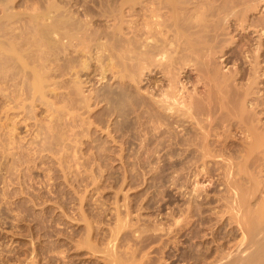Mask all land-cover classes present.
Listing matches in <instances>:
<instances>
[{"label": "bare ground", "instance_id": "1", "mask_svg": "<svg viewBox=\"0 0 264 264\" xmlns=\"http://www.w3.org/2000/svg\"><path fill=\"white\" fill-rule=\"evenodd\" d=\"M13 1L0 0V117L2 118L3 116L4 118L2 120H4L5 122L7 121L9 123L11 122V126L19 125L20 122H25L26 120L31 121L30 119L33 118L31 117V114L35 109L34 108L35 103L40 102L42 100L43 96L46 93L45 92L46 89L48 90L50 86L58 85L60 79L59 80L57 79L58 81L55 79L58 76L63 77V75H68L69 77L67 78L68 79L70 78V81H67L68 86L66 84V79L65 81H62L64 77L61 80L65 84V86H67L66 88L69 89L67 90L66 88H64L67 90L66 93L68 94V96L67 98H65L67 100L65 101L66 103L63 104L64 106H60L58 109L55 108L54 111L57 114L61 113L60 115H64L65 113L66 116V113L69 114L68 111H70V108L75 109L76 107L75 105L78 100H76V103H74L75 104L74 107L72 106L73 105L72 102L76 98L78 99V97L80 99L82 98L80 97V95H82L81 90L85 81L83 82L81 80L79 81L80 76H82L80 74L85 71L83 75L88 76L90 74H93L98 76V80L103 84L104 91L99 93V91H97L96 89L95 90L92 89L93 91H91V93L89 92L90 94L87 97H84L86 98L84 100L87 101L85 102L87 104L88 102L90 103V101H92V103L95 104L97 103L99 104L100 102H102L105 110L104 116L108 119L113 117L114 123L112 126H115L113 127L114 129L111 130L110 129L111 126L108 124L107 127L105 126L107 131L106 135L109 137L108 139H110L111 137L115 143L119 141L121 142L120 144H127L126 146L133 145L135 141L136 143L134 147H136L137 149L136 150L134 149L133 152L136 153V157H138V159H140L141 156H142V160L144 161H145V159H143L144 157L146 158V161H148V159L150 160L161 159V162L163 161L165 163L164 166H166V170L168 168H172V169L174 168V170L172 171H175V174L176 172L177 173L179 172L178 175L180 176H177L178 178L174 177L175 178L174 182L172 181L170 182V184L171 183L172 185L175 184V186L181 185V188H185L186 190L188 189L189 192L187 194L189 196L187 197H191L190 199H187V197H185L187 200H189V202L186 207H183V209L174 210V208L176 207L173 208L169 205L170 211L168 210L169 212L165 213L166 217H164L165 216L163 215L164 213L162 214L163 209H165L162 206L156 205L157 206L156 207L155 205H150V204L149 206L147 205L148 206L147 210L149 209L148 210L149 213L155 214L156 216L155 218L159 216L160 217L156 221L147 220L149 218L148 217L146 219L147 222L145 224H144V220H142V223L140 222V220H138V222H140L139 224L142 226L140 227L139 224H137L138 226L136 225L137 227L136 228L134 227V229H132L133 231L131 230V228L133 227L129 226V223L131 221L128 223V225H125V222L122 220L123 224L120 223L121 225L116 227L117 228L116 230L114 229L116 232L111 231L113 232V234L112 233L109 234L110 235L109 237L111 238L112 241V246L111 244H109L110 247L113 250H115L114 248L118 246V245L116 246L115 244H119L120 242H123V238H124V240L127 239L128 242L132 243L130 246H132L133 248L131 249L133 253L136 252L137 249L140 250L142 249L141 251L152 250L153 252L154 251L158 252L164 249L163 247L167 246L168 244L170 246V243L175 238L187 237L186 240L192 239V241L193 239H195L196 241V239L202 238L203 234L201 232L202 231L201 227H203L204 224L207 225L209 224L210 216L207 217L206 213L204 215V212H208V211H206L207 208H204L203 206H205L204 203H207V200L209 198L207 199L208 197L207 194L206 195L205 194L201 195L202 193L200 194V191L201 190L203 191V189L199 191L200 189L199 187H201V184H203L202 183L203 180L201 182L199 180L204 175L208 176V174L211 175L217 171L218 173H221V176L223 175L224 177H226V179L224 177H223L224 179H222V180H226L222 183L224 186L223 191H225V193L230 192L231 190L230 191L228 190L234 188L232 191H235L237 193V191H239L235 187L237 185H235L234 182L232 181V179L236 177L233 178L232 174H235L236 172L237 173L244 172L245 171L244 168L247 165L246 163H248L250 160L252 161V159H253L252 161L253 164L254 161L256 162V160H258L257 162L258 163L260 162V164L262 163V160H264V121H262V119H264V93H260L259 91H256L257 89L256 87L258 85L257 82L258 79L261 80L259 82L264 83V65H261V63H264V21H261L259 23L261 25H257L255 23L256 20L254 19V14H256L254 12L259 11L260 8L264 6V0H106V1L104 0L75 1L74 0L73 4L70 6L71 7L78 6L80 8V11H78V13L81 14V16L82 15L90 16L91 14L93 16L97 13L98 15H100V17L102 16L110 19L111 23L105 24V26L103 24L102 29L100 28L101 26L99 25L98 31L91 29L92 27L90 28L91 24L89 22H91V20L87 21L83 19L80 20L77 17L74 18L75 13L71 11L72 9L71 7H69V9L71 8L69 10L68 7H65L64 5L58 6L55 5L54 2L50 3L49 1L50 4L49 3H47L48 5L45 4L46 5V6L44 5L45 8L43 6H42L43 8L40 7L41 5L39 6L40 9L38 10L41 11L39 12L36 7L39 5V2L37 1L34 2V0H26L21 5L24 8H27L26 11H28V9L29 10L31 9L32 13L28 14L29 13L28 12L26 16L24 15V17H22L23 15H19V13L14 12L15 8L13 12L11 11ZM27 2L28 4H26ZM33 3L34 5L35 3H37L38 5L33 6ZM43 9H45V11ZM34 10L38 12H35ZM22 11L23 10H21V12ZM33 11L35 13H33ZM25 17L27 20L23 21L22 18L24 19ZM262 18L260 19L264 20ZM19 21L23 22V23L21 22L23 24L21 29L20 27L18 28V25H16ZM9 24L10 26H12L11 29L10 26L8 27ZM257 27H259L258 30ZM15 28L21 30V32L23 31V28L25 29L27 28V31L25 29L23 31L25 36L23 34L21 36V38L23 39L20 38L22 42H18L15 40L19 36L17 34L18 31L15 30ZM14 30L16 31V34ZM237 30L242 31L243 35L240 37V40L237 41L238 45H236L237 46L236 50H234L233 53L231 52L230 54L228 53L226 54V52H228L232 47L229 45L234 43L231 42L233 39L232 37L233 35L231 34L233 33V31H237ZM255 31L259 33V36L257 35V37L259 38V42L256 48L253 49L251 48L252 38L250 39L248 35L251 32H255ZM243 37L247 38V40H244ZM63 40L66 41L63 42ZM68 49H70L71 52ZM243 56L245 58L246 57L249 58V61L245 59ZM217 57H221L220 58L221 62L219 61L221 64L216 62ZM57 62H61V63H57ZM244 62L248 63L249 69H245V67L242 66L244 65ZM230 63L235 65V68L234 69L232 68L231 69L232 71H230L229 69V72L228 71L223 72L222 68L223 69L227 68L226 66ZM218 64L220 65L225 64V66L218 67ZM80 66L82 68L78 69V67ZM74 80L77 83L75 82L73 84L72 82H74ZM241 80L244 81V84L241 83ZM61 81L60 83H62ZM61 85L62 84H60L59 86ZM262 88H264V86H262ZM61 89L63 90L62 87ZM51 91L52 90H50V92ZM54 93H55V97L58 96L56 92H53V94ZM258 93H260V95L257 96ZM63 100L64 99L62 98V101ZM42 101H44V99ZM73 115L76 116L77 114H73ZM73 115L70 114V118L73 117L76 118ZM14 118H17L18 120L17 119L14 120ZM108 119L105 120V122L108 121ZM72 120L74 121V119ZM111 121L112 120L110 119L109 122ZM72 124L71 125L68 124V126L75 127V124L77 123L75 122L73 125ZM89 124L92 125L93 122L92 124L91 123ZM63 126L68 127L66 125ZM109 126L110 128L108 129ZM0 131L3 132L4 136L6 135L9 136V133H11L9 131L6 130L3 131L1 129ZM112 131L114 132L113 135L109 136L108 134H110ZM237 131L239 132V134L242 135V137L236 140L234 139V136L236 135L235 133ZM74 132H76V130ZM74 134L75 133H70V135H73L70 137H76L74 136ZM63 135L64 134H62L61 137H66ZM1 136L2 134H0V137ZM115 138H117L118 140L116 141ZM53 139L54 138H52V140ZM70 139L72 140V138ZM59 140L62 141V139ZM64 140L66 141L65 138ZM3 142L0 139L1 147L5 145ZM45 143H46V139H45ZM45 143H43V145ZM235 143L239 144L240 147L242 148V150L240 149H239L240 151L238 150L237 156L235 155L237 150L234 153V149H231L232 147L230 146ZM51 144L52 143H50L49 146ZM54 144L56 146V143ZM44 148L42 149L44 150ZM48 148L46 147L45 149L48 150ZM66 148L68 149V147ZM119 148H123V147L120 145ZM107 151L108 150H106L105 152ZM240 152L242 153L244 152V155L242 154L244 157L240 156L241 155ZM239 153L240 155H238ZM12 154L14 153L12 152ZM120 154L118 158L120 157L119 159H122L123 155ZM134 156L135 154L133 153V157ZM238 156L243 158L241 159L239 157L241 160L244 161L243 163L241 162L243 170L241 167L240 169H238L239 171L231 173L230 171H232L235 168L233 167L235 164L233 163L234 161L233 159H235V157L238 159ZM224 161L227 163L224 164L225 163ZM150 163L151 162H149L148 164ZM251 165L252 164H250V166ZM157 166L158 167L156 170L154 169L152 170L153 171L152 174L160 175L163 172L162 171L163 167L161 166L162 167L161 169L159 165ZM254 166L255 167L257 166L258 168L259 165L256 164L253 165V167ZM247 169L249 170V168ZM258 170L259 171L258 173L256 171V174H264V170L261 169ZM245 172L244 174H246ZM230 173L232 175L231 177L228 176ZM253 173H254L253 171L250 172V175ZM184 175L186 176L185 178ZM187 175L189 177H187ZM247 175H249L248 171L246 176ZM126 176L128 175H125V177ZM252 177L253 175L250 178L252 180L254 179V181H251L250 184H252L253 186H251L250 184L249 185L250 187H253L252 189L253 191L254 189L256 191L260 189L259 188L260 185L264 187V185L260 184V182L258 183V180L255 179L257 176L255 178ZM189 178H191V180H188ZM202 179H204V177ZM262 179H264V177H262ZM250 180H247V182L248 181L250 182ZM188 181H191V184L188 185ZM153 185L155 184H152V186ZM210 185L211 182L209 186ZM209 186H207V188ZM250 187L247 188V190L250 189ZM218 189H221V187H219ZM262 190H264V188H262ZM241 191L242 189H240L239 192ZM183 192L184 191L182 190L181 192L182 196L184 194ZM251 192L252 191H250V193ZM222 193H221L222 197L223 195L230 196V198L232 196ZM253 193L255 195V191ZM181 194L179 196H181ZM187 194L185 193V196ZM241 194L243 195V197H245L244 195L246 194V192L245 193L241 192ZM238 196L239 194L237 195V197ZM233 197L234 196H232V198ZM247 198L249 197L247 196L246 199ZM81 199L83 198L81 197ZM171 199L173 198L171 197ZM220 199H218L217 202H219ZM226 199H229V197ZM237 199H238L237 200L238 203L241 205L242 202H240L241 200L239 199V197ZM205 200L206 202H204ZM222 200H225V197ZM221 201L219 203H222ZM228 201L230 203V199ZM228 201L227 204L226 202L224 203V201H223L224 204L223 203L222 204L224 206L228 205ZM261 204L259 205L260 207ZM237 205L233 204V206L237 207L235 208V210L237 209L238 211L239 209H241L239 207L242 206L239 205L237 206ZM228 206H230V204ZM231 206L227 208V210L230 209ZM245 207H246L244 208L246 209L245 211L251 212V210L250 211L247 210V205ZM129 208L130 207L127 208L126 206L123 212L124 217L129 216L130 214V212L128 211ZM138 208L136 209L137 211H139ZM130 209L132 210V208ZM232 209H230L231 211L230 216H232L231 214H234L232 212ZM142 210H140V212H142ZM218 210L220 211V209ZM255 211H252L253 216L250 215L252 212L249 215L247 213V216H251L249 218L244 216L246 215V212L244 213L243 211L244 215H242L243 213L241 212V215L246 218V220L242 223L244 224V226L248 227V228L245 227V229L247 228L246 230L249 232V234L247 233L248 237L251 235V239H252L254 235L257 236V239H254L255 238L254 237L252 240V242L254 241V246L251 244L254 247V248L252 247L254 251L249 253V249L247 246L246 247L248 250L247 249L246 250L248 252H246L245 250L246 247L245 248L242 247L244 249L243 254L245 252L247 253V255L245 256V254L241 255L242 251L240 249H238L240 252H238L237 249L236 250L234 249L238 253L234 254L235 251L234 253L233 251L230 252L236 255L235 257L234 255L233 257H231L230 255H227V253L229 252L223 251L226 253V256L224 255V258H220V260L223 261L225 258L227 259H225L224 260L225 262H223L222 264H264V237H261V235H259L260 233L264 235V222H260L259 221L260 216L258 217V215L260 214L262 215V212L259 211V213L257 212V214H254ZM234 212L237 213L236 211ZM227 213L226 214L229 216V212ZM239 213H237V215ZM224 214L222 215L224 216ZM135 215L137 216L139 214H135ZM237 217L236 218L231 217L230 220L236 219L237 223H241L238 222L239 217L238 219ZM117 218H119V216ZM261 218L260 220L262 221V219L264 218L262 219ZM162 219H164L165 222H162ZM225 219H226L225 221H229L231 223L230 220H227L229 218H225ZM119 220L121 219H118V221ZM118 221L117 224H119ZM229 222L226 223L228 224ZM242 223L241 225L239 224L240 228L243 225ZM126 229H130V231H126ZM122 230L124 232L126 231V233L128 232V235L125 234V236L124 237L122 236V239L119 240V243L114 242L115 244H113V239L116 238V241L118 239V236H116V234L120 235L121 234L120 231L122 232ZM203 230H205V226ZM117 231L119 232L117 233ZM131 231L132 233L134 232L132 235L134 239L132 240L127 238L129 237ZM254 232H256V234L252 236ZM257 233L261 238L258 237ZM200 234H202V236ZM88 237H89V233H88ZM205 237L207 236L205 235ZM127 240H125L124 242H127ZM247 240L248 238L245 241L248 242L249 240L248 241ZM175 242L177 243V241ZM125 244L129 246V243L128 244L125 243ZM84 245L86 246V244ZM120 245L122 246L123 244L120 243ZM176 245L174 244V246ZM128 246L126 249L129 248ZM108 249L109 248H107L106 251L104 252L105 256L103 255L104 259L106 260L105 264H119L121 261L119 262L118 261L119 259H116L113 256L115 255L114 252L111 249L109 250ZM124 250L122 248V251ZM129 250H127V252ZM221 251L220 252L216 251L217 253L219 252L218 256L219 255L221 256L220 254ZM124 252H126V250ZM123 254L126 255L127 253H122V255ZM143 254L145 255V253ZM239 255L244 257L243 258L241 256L239 257ZM60 256L61 257L56 256L59 257L56 258L54 257V255L51 256L46 255V258L48 260L46 258L45 260H47L48 263L50 262V264L52 261L54 262L57 261V263L55 262V264L58 263L62 264L63 261L67 260L65 259L67 257L66 255L64 256L60 255ZM147 256L149 255L147 254ZM147 256H144V259ZM139 258H138L139 263L141 264H154V262L147 263L145 260H147L148 258H146L143 261V259H141V255ZM149 258L151 257L149 256ZM104 259L103 261H105ZM129 259L131 260V258ZM148 260L150 261V259ZM47 261L45 262L46 264H48ZM151 261L154 260L152 259ZM203 261L207 262L206 260ZM203 261L202 263H204ZM67 263L68 262H66V264ZM136 263H138V261ZM213 263H216V261Z\"/></svg>", "mask_w": 264, "mask_h": 264}, {"label": "rangeland", "instance_id": "2", "mask_svg": "<svg viewBox=\"0 0 264 264\" xmlns=\"http://www.w3.org/2000/svg\"><path fill=\"white\" fill-rule=\"evenodd\" d=\"M24 1H26V0H14L13 4H12V8H11L12 10L11 11L13 12V10L15 8L14 12L19 13V15H23L22 17H24V15L26 16L28 12H29L28 14L32 13L31 9H30L31 12L29 9H28V11H26L27 8H24L21 5ZM36 1L39 2V5L37 3H35V5H34V3H33V6L38 5V6H36L37 10H38L42 6L45 8V6H46L45 4L49 3V1H50V3L54 2V4L58 5V6L64 5L65 7H68V9H69V7H71L70 5L73 4L74 0H67V1L66 0H55V1L54 0H34V2H36ZM75 1H77V0H75ZM78 1H80V0H78ZM96 1H98V0H96ZM101 1H103V0H101ZM104 1H106V0H104ZM69 2H71V3H69ZM26 4H28V2ZM71 8H70L71 11H73V13H75L74 18L77 17L80 20L83 19V20H87V21L91 20L92 23L89 22L91 24V25L89 24L90 28L92 27L91 29H94L96 31H98L99 25L101 26L100 28L102 29L103 24L105 26V24L111 23L109 18L102 17V16L100 17V15H98L97 13L96 14L93 13L96 15V16L93 15L94 17L92 16V14L90 16L89 15H87V16L82 15L81 16V14L78 13V11H80V8L78 6H76V7L73 6ZM21 10H23V11L21 12ZM43 10L45 11V9H43ZM34 11H33V13L38 12L39 10L35 11V12ZM25 12H26V14H25ZM39 12H41V11H39ZM22 13H24V14H22ZM254 13H256V14H254V19L256 20L255 23L257 25H261L259 23L261 21H264V20L260 19V18L264 17V6H262L259 11H256ZM262 19H264V18H262ZM22 20L26 21L27 19L25 17L24 19L22 18ZM257 21H259V22H257ZM21 22L22 21L18 22L21 25L18 23L16 24V25H18V28L20 27V29L23 25L22 24L23 22L22 23ZM99 22H100V24H99ZM9 26H10V24L8 25V27ZM11 27L12 26H10V29H11ZM23 27H25V26H23ZM24 29L25 28H23V31H24ZM258 29H259V27H257V30ZM15 30L18 31L17 34L19 35L17 37V39H15V40L18 42H22L21 39H23V38H21V36H22V34L24 35V32L22 31L23 32L22 33L21 30H19L17 28H15ZM25 30L27 31V28ZM255 32H251L253 35L251 33L248 35V37H250V39L252 38L251 48H253V49L256 48V46L259 42V38L257 37V35L259 36V33L258 32L255 33ZM242 33L243 32L240 30L239 31L238 30L233 31V33L231 34V35H233L232 36L233 39L231 42H234V43L229 45L232 47L230 48V50L228 52H226V54L227 53L230 54L231 52L233 53L234 50H236V48H237L236 45H238L237 41L240 40V37L243 35ZM15 34H16V31H15ZM27 36H28V34H27ZM18 39H20V40H18ZM243 39L247 40V38H244V37H243ZM65 41L66 40H63V42H65ZM68 50L71 52L70 49H68ZM245 56H246V54H245ZM220 58L221 57H217V59H216L217 63L221 62ZM245 59H247L249 61V58L246 57ZM245 62H244V65H242V66L245 67V69H249L248 63H245ZM57 63H61V62H57ZM220 64H218V67L219 66H222V67L225 66V64L224 65L223 64L220 65ZM231 64L232 63L228 64L226 66L227 68H224V69L222 68V71L223 72L224 71L229 72V69H230V71H232L231 69L232 68L234 69L235 65H233V64L231 65ZM261 65H264V63H261ZM79 68L81 69L82 67L80 66V67H78V69ZM83 73L80 74L82 76H80V79H79V81L80 80L82 82L85 81L83 86H82V90H81L82 95H80V97H82V98L80 99L78 97V99L77 98L76 99L74 98L75 100L73 99L75 101V102L74 101L72 102L73 107L75 105L74 103H76V100H78L76 105H75L76 110L74 108L73 109L70 108V111H68L69 114L66 113V116H65V113H64V115H60L61 113L57 114V113H55L54 110H55V108L58 109L60 106H64L63 104L66 103L65 101L67 99H65V98H67V96H68L66 91L69 90L66 88L68 86L67 81H70V78L69 79L67 78V77H69L68 75H63L64 78L62 76H58L55 79V80L60 79V81L62 80V78H63L62 81H65V79H66L67 86H65V84L62 81H61L62 83H60V81H59L58 85H53V86H50V88H48V90L46 89L48 92L45 90V92L47 94L45 93V95L42 98V100L44 99V101L41 100L42 102L40 101V102L35 103V106H34L35 109L33 110V113L31 114V117H33L34 119L33 118L30 119L31 121L26 120L25 121L26 123L20 122L19 125H15V126L12 125L11 126V122L9 123L7 121L5 122L4 120H2L4 118L1 114L2 118L0 117V123H1L0 125H2V126H0V129L3 131H5V130L9 131L11 133L8 132L9 136L8 135L4 136L3 132L0 131V134H2L0 139L2 140V142L5 141V142H3L5 145H3V147L0 146L1 147L0 148V261H1L0 264H14V263L15 264H46L45 262L48 260L46 258V255H49V256L54 255V257H56V256L61 257L60 255H62V256L66 255L67 258H65V259H67V260L63 261L62 264H64V263L66 264V262H68L67 264H69V261H70V264H72V262H73V264H105L106 260L104 259L103 255L105 256L104 252L106 251L107 248L111 249L114 252L115 255H113V256L116 259H119L118 261L119 262L121 261L120 262L121 264H123V263L124 264H128V263H130V264H134V263L135 264H141V263H139L140 255H141V259H143V261L146 258H148V259H150V261L148 259L145 261L147 263L154 262V264H160V263L161 264H178V263L179 264H195V263L196 264L197 263L198 264H217V263L222 264L223 262H225L224 260L227 259V258H225L223 261L220 260V258H224V255L226 256L225 252H229L230 254L227 253V255H230L231 257H233L234 254L240 252L238 249H240L242 251L241 255L243 254L244 249L242 247L245 248L247 246L249 249V253L254 251V249H252V247L254 246V241L252 242V240L254 237H255L254 239H257V236L254 235V234H256V232H254L252 234V236L254 235V237L252 239H251V235L248 237L247 233L249 234V232L246 230L248 227L244 226V224L242 223L246 220V218L243 217L242 215H244V213L246 212V215H244V216L249 218L251 216H247V213L249 215L252 211L256 210L254 214H257V212L259 213V211H261L262 215L260 214V215H258V217L260 216V218H261L262 216H264V207H262V206H264V204H261V203H264V200H262V199H264V190H262V188H264V187H262L260 185V184L264 185V181H262V180H264V179H262V177H264V174H256V171H257V173L259 171L258 169L264 170V167H262V166H264V160H262L261 164H260V162L259 163L257 162L258 160H256V162L254 161V164L252 162L253 159H252V161L250 160L251 163L248 160L249 162L246 163L247 165L244 168V170L246 172L245 171L244 172L247 174V171H248L249 175H250V172H252V171L254 173L251 174L250 176L247 175L248 176L247 177L246 174H244V172H241V173L236 172V171H239L238 169H240L242 167V163L244 161L241 160L243 158L240 156H243L244 152L243 153L240 152L241 155H240V153L238 154V155H240V156H238V159L235 157V159H233L234 161L232 160L233 163H235L233 167L236 168V166H237V168L236 169L234 168L233 169L234 171L232 170L230 172L231 173L236 172V173L232 174L233 176L230 173L228 176H230V177L232 176L233 178L236 177V178L232 179L234 184L237 185V186H235V185L234 186L239 191H240V189H242V191H241L242 193L246 192V194L244 195L245 197H243V195L239 191H237V193L235 191H232L234 188L228 190V191L231 190L232 192L230 191V192L225 193V191H223L224 186L222 183L226 180H222V179H224V178L226 179V177H224L223 175L221 176V173H218L217 171L216 172L214 171L215 175L214 174H211V175L208 174V176L204 175L203 176L204 179H202L203 178L202 177L199 180L200 182L203 180L202 181L203 184H201V187H199L200 189L199 188H197V189H199V191L201 189H203V191L202 190L200 191V194L201 193H202L201 195L207 194V196H208L207 199L209 198L207 200V203H204V202H206V200L203 202L205 205L203 207L207 208L206 211H208V212H204V215L206 213L207 217L210 216L209 217L210 218L209 224L208 225L204 224L203 227H201L202 228L201 232H202L203 236H202V234H200V235L202 236V238L196 239V241H195V239H193V241H192V239L186 240L187 237H181V238L179 237V238H175L172 241V242L177 241V243L171 242L170 246L168 244L167 246L163 247L166 251L164 249H162L161 251H158V252L157 251L153 252L152 250L151 251L149 250L150 251L149 252L146 250L141 251L142 249L141 250L137 249L136 252L133 253L131 250L133 248H132V246H130L132 243L128 242L127 239H125V240H127V242H124L125 241L124 238H123V242H120L121 244H123L122 245L123 247L119 243V240L122 239V236L124 237L125 234L128 235V232L126 233V231H130V229H126L125 232L123 230H122V232L120 231V233H121L120 235L116 234V236H118L117 241H116V238L113 239V244H115L117 242L119 243V244H115L116 246L118 245L117 247L114 248V246H113V248L116 251L110 247L109 244H111V246H112V241H111V238L109 237L110 236L109 234H111V233L113 234V232H111V231H115L117 229L116 227L123 224L122 220L125 222V225H128V223L131 221L129 223V226L133 227V228H131V230H132V229H134V227L136 228L138 226L137 224H139L140 222L142 223V220H144V224H145L147 222V220L156 221L160 217L159 216V217L155 218L156 217L155 214L149 213V211H148L149 209L147 210V207L149 206V204L155 205V206L159 205V206H162L163 208H165V209H163L162 214L164 213L163 215H165L164 217H166L165 213L166 212L168 213L170 211L169 210L170 206L173 208L174 207L177 208V209L174 208V210L183 209V207H186L188 205L189 200H187V199H190L191 197H187V196H189L187 194L189 192L188 189L186 190L185 188H181V185L178 186L176 184L177 186H175V184H173V185H172V183L170 184V182H172V181L174 182V179H175L174 177L178 178L177 176H180V175H178L179 172L178 173L176 172V174H175V171H172V170H174V168L173 169L168 168L166 170V166H164L165 163L163 161L161 162V159H152V160L148 159V161H146V158L144 156H143L144 157L143 159H145L146 162L144 160H142V156L140 157V159H138V157H136V153L133 152L134 149L135 150L137 149L136 147H134V145L136 143L135 141H134L133 145L126 146L127 144H120L121 142H119V141L115 143L111 137H110V139H108L109 137L106 135L107 134L106 127L108 124L111 126V128L109 126L108 129L109 128L111 130L114 129L113 127H115V126H112L114 123L113 117L108 119L104 116L105 110H104L102 102H100L99 104L98 103L95 104V103H92V101H90V103L88 102V104H87V103H85L87 101L84 100V99H86L84 97H87L91 93V91H93L95 89L97 91H99V93L104 91L103 90V88H104L103 84L98 80V76L93 75V74L86 76V75H83ZM59 77H61V78H59ZM75 80H74V82H72L73 84L76 82ZM77 81H78V79H77ZM242 81L243 80H241V83L244 84V81L243 82ZM259 81H261V80L258 79V81H257L258 85L256 88L258 90L256 89V91H259L260 93H264V88H262V86H264V83L259 82ZM59 83L62 85L59 86L60 85ZM245 83H246V81H245ZM260 84H261V87H260ZM63 85H64V87H63ZM61 87L63 88V90L61 89ZM64 88H66L67 90ZM260 88H262V89H260ZM49 89L52 91L50 92ZM61 90L64 92H62ZM53 92H56V94L58 96L55 97V93L53 94ZM61 92H62L63 96L61 95ZM260 93H258L257 96L260 95ZM62 98L64 99L63 101H62ZM60 100H61V102H60ZM59 102L62 104H60ZM78 102H80V103H78ZM84 103H85V105H84ZM101 104H102V106H101ZM79 108H81V109H79ZM67 110H69V109H67ZM70 114L71 115L77 114L78 116L73 115L76 118H74V117L70 118ZM58 115H60V116H58ZM60 117L63 119H61ZM65 117H67V118H65ZM78 118H80V119H78ZM16 119L17 118H14V120H16ZM72 119H74V121L77 123V124H75V127L74 126H71V127L68 126V124L71 125L74 122ZM107 119H108V121H106L107 122L106 123L105 120H107ZM110 119L112 120L111 122H109ZM66 120L68 123L66 122ZM262 121H264V119H262ZM2 122H5V123H2ZM88 122L91 124L93 122V124L94 123L95 124L90 125ZM63 125H66L68 127H65ZM73 127L75 128L76 132H74L75 130ZM50 128H52V129H50ZM103 129H105V130H103ZM70 133H75L74 136H76V137H70V136H73V135H70ZM113 133L114 132L112 131L110 133L111 135L110 134H108V135L112 136ZM62 134H64L63 136H66V137H61ZM235 134H234L235 135L234 139H236V140L238 138L242 137V135L239 134L238 131ZM58 135H59V137H58ZM68 136L70 138H72V140ZM52 138H54V139L52 140ZM58 138L62 139V141H64V142H62ZM64 138L66 139V141L68 140L67 141L68 143L64 140ZM73 138H74V140H73ZM45 139H46V143H45ZM47 139H48V142H47ZM109 140H111L113 143ZM115 140L117 141L118 139L115 138ZM53 141H54V143H56V146L53 143ZM49 142L52 143L50 146H49V144H50ZM61 142H62V144H61ZM6 143H7V146H6ZM43 143H45V144L43 145ZM69 144H71V145H69ZM119 144L123 148H119V146H120ZM96 145H97V147H96ZM230 146L232 147V148L230 147L231 149H234V153L237 150L236 154H235L236 156H237L238 150L239 149L242 150V148L240 147L239 144L235 143V144L230 145ZM44 147L45 148L51 147V148H48V150H47ZM66 147H68V149ZM75 147H77V148H75ZM4 148H5V150H4ZM42 148H44V150ZM49 149H51V150H49ZM106 150H108V151L105 152ZM121 150H123V151H121ZM7 151H8V153H7ZM99 151H100V153H99ZM12 152L15 155L12 154ZM104 152H105V154H104ZM120 153L123 155L122 156L124 158V159L122 158L123 161H122V159H119L120 157L118 158ZM133 153L135 154L134 157H133ZM94 154H96V155H94ZM98 155H101V156H98ZM136 160H137V162H136ZM158 160H160V161H158ZM147 162L148 163L151 162V163L148 164ZM154 162H155V164H154ZM221 162H223V161H221ZM121 163H122V165H121ZM226 163L227 162H225L224 164H226ZM240 163H241V166H240ZM255 163L259 165L258 168H257V166L253 167V165H256ZM250 164H252V165L250 166ZM137 165H138L139 170L137 168ZM157 165H159V167H161V166L163 167V170H162L163 172L160 175L159 174H152V172H153L152 170L153 169L156 170L158 167ZM140 166H142V167H140ZM162 167H161V169H162ZM247 168H249V170ZM250 168L253 170H251ZM242 170H243V167H242ZM171 172L173 173V175ZM129 173H131V174H129ZM254 174H255V176H254ZM125 175H128V176L125 177ZM151 175L154 177H152ZM185 175H184V178L186 177ZM252 175H253L252 178H255L257 176L255 179L258 180V183L260 182V184H259L260 189H258L257 191L254 189L255 195L253 193L254 191L252 190L253 187H250V185L253 186L252 184H250L251 181H254V179L252 180L250 178ZM187 177H189V176L187 175ZM206 177L208 178V180ZM211 179L212 180L214 179V180L212 181ZM260 179H262V180H260ZM188 180H191V178H189ZM235 180L237 181L238 184L236 183ZM245 180H246V182H245ZM247 180H250V182L248 181L249 182L248 183ZM155 181L156 182L158 181L157 185H156ZM206 181H208V182H206ZM151 182H152V184H155V185L152 186ZM210 182H211V185L209 186ZM189 184H191V181H188V185ZM147 185L148 186L151 185L152 187L151 186L148 187ZM239 185H242V186H239ZM244 185H245V187H244ZM207 186H209L210 188L209 187L207 188ZM218 186L221 187L222 191H221V189H218L219 188ZM177 187H178V189H177ZM179 187H180V189H179ZM249 187H250V189L247 190V188H249ZM244 188H246V189H244ZM181 189L184 191L183 192L184 197L181 194V192H182ZM180 190H181V192H180ZM250 191H252V192L250 193ZM220 192L221 193L224 192L222 194L232 195V196H234L233 198L237 197V195L239 194L238 197L241 200L240 202H242L241 205L237 201L238 197L235 198L236 200L233 199L232 196H231L232 199L230 198V196H226V195L225 196L223 195V197H222ZM185 193L187 194L186 196H185ZM216 193H217V195H216ZM180 194H181V196H179ZM235 194H236V196H235ZM156 195H158V196H156ZM246 195L249 198L246 199V197H247ZM169 196H170V198H169ZM218 196H219V198H218ZM81 197L83 199H81ZM151 197H153V198H151ZM171 197L173 199H171ZM185 197H187V199ZM224 197H225L226 201L222 200ZM228 197L230 199V203L228 201L229 199H226ZM155 198H156V200H155ZM217 198L218 199L221 198L219 200V202L222 200L221 201L222 203L224 201V203L226 202V204H227V201H228V205L230 204V206L231 205L233 206V204L234 205L238 204L239 206H242L243 208L239 207L241 209H239L238 211L240 212L243 209L241 212L243 213V211H244V213L241 215V212L239 213L237 211V209L235 210V208H237V207L231 206L230 209L233 208L232 212L234 214H231L232 216H230L231 211H230V209H228L229 211L227 210V208H229L230 206L225 205L226 206V208H225V206L223 205L224 203L222 204V203L217 202V200H218ZM144 199H145V201H144ZM157 199H159V200H157ZM243 199L246 202H244ZM160 200H162L163 203ZM233 200H235V201H233ZM168 201L170 204L168 203ZM144 202H146V203H144ZM236 202H237V204H236ZM151 203H154V204H151ZM259 203L261 204V207L259 206L260 205ZM124 204H125V206H124ZM221 204H222V206H221ZM176 205L177 206L179 205V206L177 207ZM246 205H247V210L248 211L251 210V212L245 211L246 209H244V208H246L245 207ZM126 206H127V208L128 207L132 208V210L130 208L128 209V211L130 212L128 217H124V214H123ZM223 206H224V208H223ZM140 207H141V209H140ZM145 207H146V209H145ZM137 208L139 209V211L136 210ZM254 208H255V210H254ZM258 208H259V211H258ZM119 209H121V210H119ZM209 209H212V210H209ZM218 209H220V211L221 210L222 211L220 212ZM224 209H226V210H224ZM140 210H142V212H140ZM233 210L236 211L237 213H239L240 215L239 214L237 215V213H235ZM116 211H117V213H116ZM225 212L226 213L229 212V216L227 215L228 213L226 214ZM135 214H139V215L136 216ZM222 214H224V216H226V217H224ZM130 215H131V217H130ZM234 215L236 217L238 216L239 219H238V217H237V219L239 221L238 220L237 221L241 222L243 224L241 226V228H240L241 223H237L236 219L230 220L231 217L236 218ZM250 215L253 216V212ZM118 216H119V218H117ZM225 218H229L227 220H230L232 225L229 221H225L226 220ZM260 218H259V221L264 222V219H262L264 217L261 218L262 221L260 220ZM118 219H121V220L118 221ZM138 220H140V222H138ZM117 221L119 222V224H117ZM218 221H219V223H218ZM162 222H165L164 219H162ZM226 222H229L230 224L229 223L227 224ZM233 222H234V224H233ZM236 224H238V225L240 224V225L238 226ZM139 226L141 227L142 225L139 224ZM204 226H205V230H203ZM242 227H243V229H242ZM245 227H247V228L245 229ZM240 229H242V230H240ZM132 231L129 234V237H127V235H126V237L128 239H131V240L134 239V237L132 236L134 232L132 233ZM87 232L89 233V237H88ZM118 232L119 231H117V233ZM212 233H213V235H212ZM205 235L207 237H205ZM257 235H258V233H257ZM259 235H261V237H264V235H262V233H260ZM259 235H258V237L261 238ZM130 237H132V238H130ZM203 237H205V238H203ZM246 237L249 240V241L248 240L247 241L249 242L250 246L248 245V242L245 241L247 239ZM178 239H179V241H178ZM109 240L111 241V243ZM131 240H129V241H131ZM192 242H194V243H192ZM80 243H81V245H80ZM125 243H127V244L129 243V246L126 245ZM82 244H83V246H82ZM84 244H86V246ZM171 244H173V245H171ZM174 244L175 245L177 244V245L174 246ZM226 244H227V246H226ZM127 246L130 248V250H129V248L126 249ZM231 247H232V250H231ZM247 247L245 248V250L247 249ZM122 248H123V250L125 249L126 252H124L125 250L122 251ZM79 249H80V251H79ZM234 249L235 250L237 249L238 252L235 251ZM97 250H99V251H97ZM108 250H107V252H108ZM127 250H129L131 254L129 253V251L127 252ZM139 250H140V252H139ZM247 250H246V252H248ZM91 251H93V252H91ZM216 251H219V252L221 251V253H220L221 256L219 255L220 257L218 256L219 252L217 253ZM223 251H225V252H223ZM230 251H233V253L235 251V253L233 254ZM246 252L244 253L245 256L247 255ZM51 253H53V254H51ZM63 253H66V254H63ZM122 253H127V254L126 255L123 254L124 255V257H123ZM128 253L131 256H129ZM136 253L139 255H137ZM140 253H142V254H140ZM143 253H145V255ZM29 254H30V256H29ZM147 254L154 261H151L152 259L149 258V256H147ZM143 255L147 256V257L144 259ZM241 255H239V257ZM216 256H217V259H216ZM230 256H227V257H230ZM235 256L236 255H234V257ZM59 257H56V258H59ZM122 257H123V260H122ZM218 257H219V259H218ZM39 258H40V260H39ZM45 258L47 260H45ZM73 258H74V260H73ZM102 258L105 261H103ZM126 258L128 259L129 262L127 261ZM129 258H131V260ZM30 260H31V262H30ZM32 260H33V262H32ZM203 260H206L207 262H204ZM137 261H138V263H136ZM202 261L204 263H202ZM212 261L213 262L216 261V263H213ZM55 262L57 263V261H55ZM55 262L52 261L51 264L52 263L55 264ZM47 263H48V261H47ZM48 264H50V262ZM58 264H61V263H58Z\"/></svg>", "mask_w": 264, "mask_h": 264}]
</instances>
